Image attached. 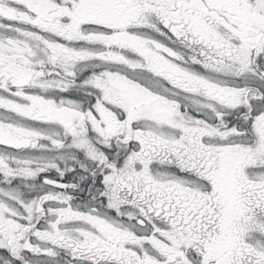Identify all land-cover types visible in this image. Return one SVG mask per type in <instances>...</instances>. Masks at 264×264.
<instances>
[{
    "label": "snow or ice",
    "instance_id": "6c2138e0",
    "mask_svg": "<svg viewBox=\"0 0 264 264\" xmlns=\"http://www.w3.org/2000/svg\"><path fill=\"white\" fill-rule=\"evenodd\" d=\"M0 264H264V0H0Z\"/></svg>",
    "mask_w": 264,
    "mask_h": 264
}]
</instances>
